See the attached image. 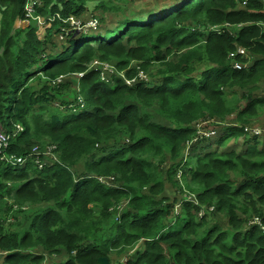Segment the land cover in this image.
<instances>
[{
    "label": "trees",
    "instance_id": "trees-1",
    "mask_svg": "<svg viewBox=\"0 0 264 264\" xmlns=\"http://www.w3.org/2000/svg\"><path fill=\"white\" fill-rule=\"evenodd\" d=\"M115 1L94 8L118 12ZM141 1L143 15L125 9L106 23L87 11V0H42L36 15L94 16L98 24L61 39L67 25L55 19L40 39L36 21L14 26L25 0H0V126L23 128L7 152L24 157L34 146L55 145L40 155L42 167L31 158L22 167L0 161V251L7 252L0 264H96L138 242L122 264H264V229L249 221L264 227V134L249 136L240 151L235 142L247 139L246 125H264L257 120L264 111V0ZM237 47L246 54L230 58ZM96 60L128 78L140 67L147 78L131 86L120 76L104 81L90 67ZM248 60L247 68L233 67ZM207 119L220 135L198 140L184 158L194 124ZM230 138L228 149L199 152L206 141ZM178 171L201 206L185 203V222L170 230L182 196ZM101 177L112 178L110 186ZM165 180L178 187L177 199L166 194ZM120 201L126 204L116 220L109 208Z\"/></svg>",
    "mask_w": 264,
    "mask_h": 264
},
{
    "label": "built area",
    "instance_id": "built-area-1",
    "mask_svg": "<svg viewBox=\"0 0 264 264\" xmlns=\"http://www.w3.org/2000/svg\"><path fill=\"white\" fill-rule=\"evenodd\" d=\"M42 3H43L42 0H25L22 16L19 19H17V22L19 24H28L29 21H36L39 26L42 23L48 24L51 26L52 22L55 19H59L62 21L63 24L67 25V26H63L61 28V31L63 32L62 35L60 33H58L59 37L61 39H63V35L69 34L71 32H74V33L83 32V33H85L88 30H93L97 27L98 22L94 16H91L87 21L84 22L80 18H77V17L72 16V15L65 18V19H62L56 13L54 15H52L50 17H46V18L39 15V14L36 15L35 14L36 10L39 7H41ZM224 25L226 28H229V26H230L229 23H225ZM49 27H47V28H49ZM245 54H246V51L244 48L237 47L235 52H232L229 54V57L233 59L237 55L244 56ZM131 65H132V63H131ZM90 67L99 69L100 78L104 81H109V77H111V75H114L117 73L115 66L108 63V62L103 63V62L96 60V61H93L91 63ZM234 67L241 68L242 62L236 61L234 63ZM136 68H137V74L132 78H128L127 76L122 74L123 72H121L122 79L129 86L133 85L135 83V81L138 80L137 77H139L140 79H146L147 78L146 77L147 74L145 72H143L140 67H136ZM82 75H83L82 73H79V74H75L74 76H76L77 80H78V78L81 77ZM211 120L212 119H207L204 121L200 120V121L196 122L197 123V125H196L197 135L192 139L191 142H193V141L195 142L201 137L210 136V135L214 134V131H206V129H207L206 126H209V124L211 123ZM212 123H214V120H212ZM257 129H258V127L254 124H249V125H246L244 127L245 132L248 134L258 135ZM21 130H22V127L20 125H16L14 133H7L0 126V161L4 162L7 165H11L13 167H22L25 164L26 160L28 158H31L34 161V163L38 165V167H42V161H41L40 155L51 154L55 148V145H46L44 147V151H40V149L37 146H34L31 150V153L28 154L27 156H24V157L23 156H16L14 154H10L7 152L11 136L20 132ZM262 132H264V130L259 131V133H262ZM109 180H112V178L106 179V178L101 177V178H99L98 181L106 184L107 186H110ZM200 214H203V211H201ZM249 221H250V225L251 224H253V225L257 224V225H260L264 229L260 219L253 218Z\"/></svg>",
    "mask_w": 264,
    "mask_h": 264
},
{
    "label": "rangeland",
    "instance_id": "rangeland-1",
    "mask_svg": "<svg viewBox=\"0 0 264 264\" xmlns=\"http://www.w3.org/2000/svg\"><path fill=\"white\" fill-rule=\"evenodd\" d=\"M98 0H87V6L89 7V9L87 10V11H92L94 14H96V16L97 17H99V15L101 16V15H104L106 18H105V22L106 23H110V22H114V20H116V19H119V18H122L123 16H124V14H122L123 13V11L126 9L127 11H126V14H129L130 12H137L138 14H141V15H143L144 13V9H143V3L145 2V1H141V0H117V1H115V3H114V5H120V7H121V10L120 11H118V12H107V13H105V14H102V11H100V10H95L96 8H94V5L96 4V2H97ZM148 2H150V1H148ZM155 3V2H154ZM156 5H157V7H155V8H158V6H159V2L158 3H155ZM87 11H85V13L84 14H86V12ZM114 16V20L112 19V17ZM98 21V20H97ZM16 25V27H23V28H25V27H27L28 26V24H19L18 22L17 23H15ZM36 24H37V31H36V34H37V36H38V38H40V39H44L45 38V36H46V34H47V27H49L50 25H48V24H41L40 26L38 25V23L36 22ZM175 57H176V55H174V54H172V55H170L169 56V58L170 59H175ZM116 68V67H115ZM155 68H156V64L150 69V74H148V76H150V75H152L153 74V71L155 70ZM116 71H117V73L116 74H114V75H111V76H120V77H122L121 76V72H123L122 74L123 75H125V70H118L117 68H116ZM126 76V75H125ZM107 87H111V85H106ZM73 91V89L72 90H69V91H67V95H66V97L68 98V99H70V100H72V99H74V92H72ZM65 96V95H64ZM76 103L77 104H82L83 103V97H82V95L80 94V93H77V96H76ZM242 104V103H241ZM264 111H262L261 112V114L259 115L260 117H258V121H262L263 119H264ZM228 120H231L230 118H228ZM211 123H212V120H211ZM209 124V126L210 125H213V123L212 124ZM251 124H254V125H256L257 127H258V129H257V134L258 135H260L261 133H259V131L260 130H264V125L263 126H261V125H258V124H256V123H251ZM196 125H197V123L194 125L195 127H196ZM208 126V127H209ZM211 130H214L215 131V133L214 134H212V135H210V136H208V137H218L219 135H220V132H219V129L217 128V129H211ZM247 137V139H245L243 142L244 143H242V138H240L239 139V142H238V140L235 138V142L237 143V150L238 151H240V150H243V149H245V148H247L251 143H252V140L251 139H249V136H246ZM232 140V138H230L226 143H224V144H222V145H217L215 142H211V141H206V143L207 142H209V143H207L206 145H204L203 147H201L200 148V150H199V152L200 153H203V152H205V151H217V152H221V151H223V150H225V149H228V148H230V147H228V145H229V143H230V141ZM259 141L262 143L263 141L262 140H260L259 139ZM228 147V148H227ZM190 149V151L192 150V147L191 146H189L188 147V150ZM185 149H183V151H184ZM190 158H192V157H190ZM233 176H234V178H235V180H238L239 179V177H237L236 175H234L233 174ZM164 188H165V192H166V194L168 195V196H170V197H176V199H177V197H178V195H179V189H178V187H176V186H174L172 183H171V181H169V180H165L164 181ZM177 210L178 211H180L181 213H180V215L178 216V218L175 220V223L172 225V226H169V228L168 229H170V230H176V229H179L181 226H182V224L185 222V214H184V212L182 211V208L180 207V206H178L177 207ZM212 217V215H210L209 217H207L208 219V223L209 224H213L214 222H213V219L211 218ZM216 219H217V222L219 223V225L223 228V229H226L228 226H227V221H226V219L222 216V215H220V214H217L216 215ZM173 219H171L170 220V222L172 221ZM139 245H140V247H139ZM141 246H142V244H141V242H138V243H136V244H134V245H132V246H130L129 248H127V250H125V251H122V252H117V250H112L110 253H109V259H110V262L112 263V264H122V263H124L127 259H128V256L129 255H133V254H135L136 253V251L137 250H140V248H141Z\"/></svg>",
    "mask_w": 264,
    "mask_h": 264
},
{
    "label": "clouds",
    "instance_id": "clouds-1",
    "mask_svg": "<svg viewBox=\"0 0 264 264\" xmlns=\"http://www.w3.org/2000/svg\"><path fill=\"white\" fill-rule=\"evenodd\" d=\"M225 24V23H224ZM222 25L223 27H225V25ZM212 27H215L216 28V30H219V26H217V25H215V26H212ZM229 28H230V26H229ZM246 57V56H245ZM236 61H234V63H235ZM234 63H233V67H234ZM248 65H249V60L248 61H246V62H242V67L241 68H236V67H234V68H236V69H243V68H247L248 67ZM83 76V75H82ZM81 76V77H82ZM78 80H79V78H78ZM77 80V81H78ZM71 106H72V104H70ZM70 105H68L69 107H70ZM82 106V105H81ZM196 124V123H195ZM194 124V125H195ZM214 124V123H213ZM16 125H20V124H16ZM21 126V125H20ZM22 127V126H21ZM195 127V126H194ZM15 128H16V126H15ZM196 128V127H195ZM206 131H214V130H211V129H216V128H214V127H212L211 125L208 127V126H206ZM23 129V128H22ZM22 131V130H21ZM12 133H14V131L12 132ZM214 133H215V131H214ZM264 134V132H262L260 135H255V134H248V133H246V135L247 136H250V137H252V136H258V137H260V136H262ZM15 135V134H14ZM13 136V135H12ZM208 136H204V137H201V138H199L198 140H202V139H206ZM197 140V141H198ZM197 141H193V142H191V141H189V142H186L185 143V146H184V151H183V157L184 158H186L188 155H190L191 154V151H190V149L188 150V147L189 146H192V144H194V143H196ZM9 143H10V141H9ZM2 162V161H1ZM4 163V162H3ZM7 165V164H6ZM11 166V165H10ZM13 167V166H12ZM76 177V176H75ZM176 177H177V179H178V181H179V185H180V189H181V193H182V196H181V198L176 202V204L173 206V210H172V216H179L180 215V211H178L177 210V207L178 206H180L181 208H182V211H183V205L185 204V203H191V204H193V205H200V203H199V201H198V198H197V196H196V193L194 192V191H191V190H189V189H187L186 187H185V185H184V183L182 182V179H181V174H180V171H178L177 172V174H176ZM96 180H98V179H96ZM99 182V181H98ZM125 204H126V202H124V201H120V202H118V203H115V204H113L110 208H109V210L110 211H112V214H113V216H114V219H116V220H118V218H119V215L121 214V212L124 210V206H125ZM201 206V205H200ZM210 210H213V207H211L210 208ZM203 211V210H202ZM200 212L201 211H198V213H196L197 214V217H202V216H204L205 215V212L203 211V214H200ZM1 253H0V258H3L5 255H6V253L7 252H5V251H0Z\"/></svg>",
    "mask_w": 264,
    "mask_h": 264
},
{
    "label": "water",
    "instance_id": "water-1",
    "mask_svg": "<svg viewBox=\"0 0 264 264\" xmlns=\"http://www.w3.org/2000/svg\"><path fill=\"white\" fill-rule=\"evenodd\" d=\"M96 264H112V263L106 257H99L97 259Z\"/></svg>",
    "mask_w": 264,
    "mask_h": 264
},
{
    "label": "crops",
    "instance_id": "crops-1",
    "mask_svg": "<svg viewBox=\"0 0 264 264\" xmlns=\"http://www.w3.org/2000/svg\"><path fill=\"white\" fill-rule=\"evenodd\" d=\"M15 23H17V20L15 21ZM28 24H29V23H28ZM15 25H16V24H14V26H15ZM15 27H16V26H15ZM16 28H21V27L18 26V27H16ZM22 28H23V27H22Z\"/></svg>",
    "mask_w": 264,
    "mask_h": 264
},
{
    "label": "bare ground",
    "instance_id": "bare-ground-1",
    "mask_svg": "<svg viewBox=\"0 0 264 264\" xmlns=\"http://www.w3.org/2000/svg\"><path fill=\"white\" fill-rule=\"evenodd\" d=\"M55 156H56V154H55Z\"/></svg>",
    "mask_w": 264,
    "mask_h": 264
}]
</instances>
